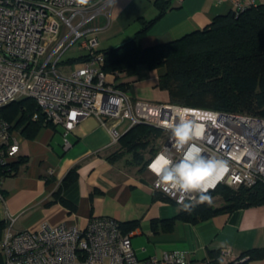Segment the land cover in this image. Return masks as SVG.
Returning <instances> with one entry per match:
<instances>
[{
	"label": "built area",
	"instance_id": "1",
	"mask_svg": "<svg viewBox=\"0 0 264 264\" xmlns=\"http://www.w3.org/2000/svg\"><path fill=\"white\" fill-rule=\"evenodd\" d=\"M109 1L90 0L82 6L76 0H0V199L4 198L1 180L13 171L10 167L19 150L12 131L17 117L5 119L1 108L24 97L35 104L30 118L62 125L65 133L88 115L96 116L109 129L113 141L120 136L116 123L122 121L128 122L127 129L137 123L160 128L162 141L146 168L161 151H167L174 161L180 159L170 131L162 124L173 119V106L181 104L135 98L127 87L119 86V72L112 73L114 80L106 79L104 54L96 36L99 27L94 21ZM232 1L234 12L247 4ZM77 40L82 51L77 55L87 57L63 73L57 68L61 55ZM188 107L217 113L215 126L209 124L205 140L198 143L205 155L229 161L230 171L219 183L250 186L264 182V117ZM64 142L67 146L68 141ZM155 181L156 177L151 184L154 190L183 205L178 203L179 193H166L155 187ZM195 200L198 194L187 195L184 204ZM14 219L9 218L0 241L5 264H191L189 259L166 251L139 259L130 233L123 232L120 222L109 215L90 217L83 228L42 222L35 230L19 231L11 230ZM228 253L222 250L223 257ZM244 256L238 260H245Z\"/></svg>",
	"mask_w": 264,
	"mask_h": 264
},
{
	"label": "crops",
	"instance_id": "2",
	"mask_svg": "<svg viewBox=\"0 0 264 264\" xmlns=\"http://www.w3.org/2000/svg\"><path fill=\"white\" fill-rule=\"evenodd\" d=\"M259 4L264 0H242ZM154 0H110L105 4L94 24L99 49L115 47L130 39L139 27L138 19L153 18L157 14ZM166 10L140 40L148 47L202 30L214 17L234 11L232 0H171ZM163 67L139 64L133 75L119 72L116 81L126 83L135 98L146 101H168L165 89L157 85ZM116 72H107V80H114ZM127 121L116 123L123 134ZM115 123V122H114ZM119 126L122 128L119 130ZM22 125L14 127L13 135L19 150L15 169L1 184L0 221L4 226L9 218L13 231L35 230L42 222L66 223L83 228L90 217L111 216L120 223L136 221L128 230L132 249L139 259L174 252L191 264H211L209 250L220 251L221 263L264 264V257L238 260L250 249L264 248V204L239 207L216 213L192 223L174 217L180 206L143 178L139 166L129 162L130 155L115 159L108 156L119 149L111 133L96 116L82 118L65 133L62 125L44 124L32 137L22 132ZM65 140L68 145H65ZM77 177L63 187V177L71 168ZM160 193L162 197H155ZM0 229V238L4 234ZM227 249L228 255L222 256ZM0 256V264H5Z\"/></svg>",
	"mask_w": 264,
	"mask_h": 264
},
{
	"label": "trees",
	"instance_id": "3",
	"mask_svg": "<svg viewBox=\"0 0 264 264\" xmlns=\"http://www.w3.org/2000/svg\"><path fill=\"white\" fill-rule=\"evenodd\" d=\"M170 1L154 0L157 14L149 19L140 17L139 27L130 39L118 46L99 50L104 54L103 70L133 75L139 64L151 70L163 67L157 85L168 92V101L172 103L264 117V3H248L241 11L214 17L202 30L151 47H141L139 39L171 7ZM86 57L77 55L72 60L82 61ZM119 86L126 88L127 84L120 83ZM34 105L32 99L20 98L2 106V116L8 120L17 117L15 124L22 125L21 131L32 137L42 125H51L41 117L30 118ZM152 135L160 136L162 130L145 123L130 126L119 136V149L108 159L130 155L129 162L139 166V170L144 169L147 159L142 151L149 145ZM156 149L151 147L148 153L154 154ZM18 160L17 157L12 162V170ZM75 177L77 171L74 167L63 177L62 186L71 184ZM209 195L220 198L222 204L215 205L213 199L211 205L195 200L186 203L192 205L190 211L182 205L165 223L170 224L176 219L195 223L216 213L264 204V182L255 181L250 186L219 183ZM154 196L162 197L160 193ZM136 223L129 221L119 225L123 232H128ZM3 226L0 221V229ZM243 255L261 258L264 257V248L250 249ZM209 256L211 264H238L235 261L221 263L218 250H209Z\"/></svg>",
	"mask_w": 264,
	"mask_h": 264
},
{
	"label": "clouds",
	"instance_id": "4",
	"mask_svg": "<svg viewBox=\"0 0 264 264\" xmlns=\"http://www.w3.org/2000/svg\"><path fill=\"white\" fill-rule=\"evenodd\" d=\"M76 2L83 6L90 0ZM172 111L173 119L163 122L162 127L170 131L173 147L181 153L180 159L174 161L167 151H161L147 168L156 177V188L180 194L178 203L183 204L185 210H191V204H184V197L191 194H198L199 203L211 205L209 192L224 180L230 163L222 157L205 155L198 142L205 140L209 124L215 126L217 113L182 105H174Z\"/></svg>",
	"mask_w": 264,
	"mask_h": 264
},
{
	"label": "rangeland",
	"instance_id": "5",
	"mask_svg": "<svg viewBox=\"0 0 264 264\" xmlns=\"http://www.w3.org/2000/svg\"><path fill=\"white\" fill-rule=\"evenodd\" d=\"M78 41L79 40L72 42V44L67 48V50L64 52V54L61 55L62 57L60 59V62L58 64L57 68H59L63 73L70 72L72 69H74L75 67H78V65L80 64V61L72 60L74 57L77 56V54H80L82 52L79 50ZM99 44H100V42H99ZM106 78H108V76ZM108 81H111V80H108ZM126 124H127V122H126ZM118 129L121 130L122 128L119 126ZM161 137H162V135H160V136L152 135L149 137V141H150L149 145L147 146L146 149H143V151H142L144 159H147V161H149V159L155 154V153L154 154L148 153V149H150L151 147H154V149H155V147L158 148V146L160 145V142L162 141ZM140 172L142 173L141 175H143V178H145V180L147 182H151V184H152L155 176L152 175V173L148 170V168L145 167L144 169H141ZM212 199H213V203L215 205H221L222 204V201L220 198L213 197ZM0 241H1V238H0ZM3 253H4V251L0 245V256H1V259L4 263L5 254H3ZM2 261H1V263H2Z\"/></svg>",
	"mask_w": 264,
	"mask_h": 264
}]
</instances>
